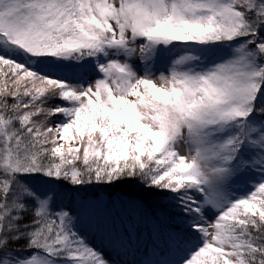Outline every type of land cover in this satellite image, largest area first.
Masks as SVG:
<instances>
[{
  "label": "snow or ice",
  "instance_id": "obj_1",
  "mask_svg": "<svg viewBox=\"0 0 264 264\" xmlns=\"http://www.w3.org/2000/svg\"><path fill=\"white\" fill-rule=\"evenodd\" d=\"M0 264H264V0H0Z\"/></svg>",
  "mask_w": 264,
  "mask_h": 264
}]
</instances>
